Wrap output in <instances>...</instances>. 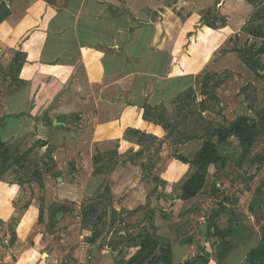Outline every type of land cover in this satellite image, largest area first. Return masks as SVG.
I'll return each instance as SVG.
<instances>
[{"label":"crops","instance_id":"0c3cea01","mask_svg":"<svg viewBox=\"0 0 264 264\" xmlns=\"http://www.w3.org/2000/svg\"><path fill=\"white\" fill-rule=\"evenodd\" d=\"M165 1L64 0L58 5L54 0H25L24 4L19 0H0L10 10L8 18L0 22V45L20 49L25 54L15 90L6 95L0 94L1 140L10 143L16 138L35 134L48 142L53 140L56 132L66 128L74 130V126L82 121L85 124L94 122V131L89 137L85 136L80 142L81 147L69 155L82 151L83 156L89 149L92 152L96 150V144L100 148L107 142L115 143L119 154H124L129 148L138 151L141 147L138 138L127 133V130L146 125L143 106L163 104L172 110L173 98L190 88L195 75L209 63V57H203L199 65L194 64L197 57L189 61L183 57L179 60L178 45L184 43L185 39L168 36L167 30L171 28L169 21L167 26L166 20L152 19V14L158 12ZM182 1L186 0H178L176 6L182 5ZM236 1L241 3L242 0ZM239 15L242 17V14ZM176 23L182 27L181 31L192 29L190 20ZM196 45L211 47L204 39ZM187 52L190 53L191 48ZM188 53L184 55L187 58ZM80 71L86 74L85 89L75 84ZM102 79L107 84L100 87L98 82ZM112 85L117 86L111 88ZM74 89L82 95L94 96V111L90 117L79 112L75 119L69 121L64 114L72 110L60 112L56 102L65 94H78L72 91ZM74 108L81 111L76 104L69 109ZM99 150L95 153H99ZM172 165L176 168L186 167L185 163L176 160L168 162V167ZM132 169L138 170L140 166L124 159L115 164L109 174L110 180L114 181L111 192L113 208L117 212L133 210L147 203V191L136 188L137 184H130ZM85 178L82 184L76 180L73 183L52 184L46 176V218L48 216L50 219L45 225L53 229L46 231V234L42 230L36 231L40 218L37 199L30 198V203L24 208L23 205L16 208L14 200L21 186L1 182L6 186L5 193L10 196L0 199V220L6 226L3 228L10 229L7 235L12 240L6 236V245L2 244L0 227V255H4L0 257V262L56 264L64 254V251L52 250L58 240L60 245L68 247L64 249L66 254L70 252L73 257L72 260L66 258L65 264H123L135 254L139 247L126 243L127 239L130 234L136 236L148 225L150 222L147 220L130 234L123 230L117 236L113 232L106 233V242L102 245L103 236L94 242L89 241L93 231L82 227V216L77 215V209L81 208L84 198L94 196L104 182L105 174L92 172ZM163 191L165 197L158 195L157 198L164 203V198L171 201L165 203L170 216L193 199L173 198V182H169ZM173 203L175 207H172ZM68 204H74L77 208L74 215H70L73 211ZM51 208L56 209L51 211ZM196 219L201 221L204 218ZM226 219L217 218L215 222L221 228L236 222V218ZM209 220L199 223L200 229L192 224L195 218H154L153 224L158 237L171 245L176 264L201 253V244L209 246L211 257L207 264H249L248 253L263 237L252 235L245 244H237L230 256L220 261L213 251L219 237L209 234ZM120 234L124 237L119 238ZM115 240L119 245L112 244ZM45 247L47 250L43 254L46 257L38 258Z\"/></svg>","mask_w":264,"mask_h":264},{"label":"rangeland","instance_id":"374dc122","mask_svg":"<svg viewBox=\"0 0 264 264\" xmlns=\"http://www.w3.org/2000/svg\"><path fill=\"white\" fill-rule=\"evenodd\" d=\"M54 1L60 5L64 0ZM177 1H165L163 7L152 14V19L166 20L165 25L167 26L169 21L171 28L167 30L168 36L174 39L176 37L185 39L184 43L180 42L178 45V55L181 56L179 60L183 57L189 61L197 57L194 64L199 65L203 57L205 59L209 57L207 67L195 75L192 85L197 101H203V103L197 105L187 119H183L182 112L175 109V100L180 93L172 100V110H168L163 104L156 106L173 123V127L165 128L164 121L162 123L159 119L153 122L144 119L146 125L138 129L154 135L155 138L145 140L138 151L129 148L124 154H119L115 143L107 142L100 148L96 144V150L92 152L89 149L83 156H81L82 151L69 155L70 152L81 147L80 142L85 136L89 137L92 134L94 122L85 124L80 121L77 126H74V130L66 128L64 131L56 132L52 137L53 140L48 141L46 145H43L42 140L35 134L16 138L10 142L13 149L12 155L6 169L0 170V199L4 200L10 196L9 193H5L6 186L1 182L18 183L21 186L14 200L16 208L22 205L24 208L28 205L27 203H30L28 199L35 197L40 203L37 232L42 230L46 234V231H53L45 225L50 219L48 216L46 218V176L50 178L49 181L52 184L73 183L74 180L82 184L87 174L103 166L105 180L99 192L103 195V200L100 201L98 213L89 220L87 225L90 229L93 225L95 226L97 239H102L103 236L100 245L106 242V233L113 232L117 236L119 231L123 230L130 234V231H136V228H140L146 220L154 223V218H195L192 224L200 229L199 223L203 220L207 221L217 212L223 213L218 218H236V222H232L231 226L244 227L238 235L229 238L235 246L240 243L241 238H249L255 234L264 237V163L257 164L258 159L264 157V52L261 55H255L258 47L264 46V39L252 38L242 31L255 8L245 0L241 3L236 0H186L182 1V5L176 6ZM19 2L24 4L25 0H19ZM9 14L8 7L1 8L0 18L3 17V19H0V22L6 20ZM239 14H242V17ZM222 17L225 18L226 23L223 22ZM181 20L183 22L190 20L192 25V29L188 31L184 29L186 34L176 23ZM210 24H214L215 27L209 26ZM240 25L241 27L238 28ZM183 28H185V23ZM234 28H237L236 31L233 30ZM202 39L211 44V47L204 48L196 45ZM190 48L191 52L188 53L187 50ZM21 53L24 54L20 49L4 48L0 45L1 95L14 91L18 85V64H15L14 60H22ZM186 53L189 54V58L184 56ZM244 57L250 58L249 63H253L251 65L255 67V70H252L250 64L244 63ZM85 75L84 71L78 73L79 80L75 83L77 86H86ZM75 84L72 85L75 86ZM98 84L100 87L105 86L107 81L102 79ZM116 86L112 85L111 88ZM72 91L78 94H65L56 102L60 112L72 110L69 111L71 113L64 114L66 119H70L69 121L75 119L79 112L86 113L90 117L94 111L92 105L95 102L94 96L82 95L75 89ZM124 92L126 95L127 91ZM75 104L81 107V111L78 108L69 109ZM241 115L255 120L258 128V135L248 151L244 152L238 140L231 137L229 143L221 148L227 157L226 164L218 170L211 166L207 170V180L201 193L189 203L181 206L175 215L170 216V211L167 210L168 205L165 204H169L170 200L164 198L165 203L160 202L158 195L165 197L163 190L169 182H173L174 193L171 195L173 198L179 196L182 184L196 171V168L189 164H186L184 168H176L175 165L168 167V162L171 160L179 162L177 157L193 159L205 139L207 132L205 128L229 126ZM97 150L100 152L98 154L101 161L95 165L93 161ZM124 159L140 166V169H132L129 174L130 184H137L136 188H144L147 191V203L133 210H121L114 213L113 195H109L106 189H111L112 183L114 184L109 177L112 168ZM109 161L114 163L106 167ZM142 165H144L143 168ZM96 196L97 194L92 196L94 203L89 198H84L80 209L74 207V204H68L71 212L73 211L70 215H74L77 209V215L82 216L84 207L98 203ZM152 204L155 205L154 208L151 207ZM252 204L254 207L251 209ZM172 207H175L174 203ZM196 218L204 219L199 221ZM0 227H2V244L6 245L4 242L6 236L12 240L7 235L10 229H5L6 226L2 220H0ZM117 242L118 240H115L112 244L119 245ZM217 242L213 247L215 255L220 239ZM71 246H73L72 243ZM65 248L68 247L60 245L59 240L52 246V250L64 251L62 259H58L56 264H65L66 258L73 259L70 252L66 254ZM46 250L45 247L38 258H45L46 254L43 253Z\"/></svg>","mask_w":264,"mask_h":264},{"label":"trees","instance_id":"16d2710c","mask_svg":"<svg viewBox=\"0 0 264 264\" xmlns=\"http://www.w3.org/2000/svg\"><path fill=\"white\" fill-rule=\"evenodd\" d=\"M247 3L254 6L255 10L248 21L242 28V31L248 36L255 39H264V0H245ZM7 7L5 3H0V9ZM8 13V12H7ZM6 13V15H7ZM0 19H3L1 17ZM223 22L226 23L225 18L222 17ZM209 26L215 27L214 24ZM264 52V46H259L255 55H261ZM22 60H14L17 65V70L19 71L20 67L25 62V54L21 53ZM18 58V57H17ZM16 58V59H17ZM249 57H244L243 61L246 64L249 63ZM253 64V63H251ZM252 70H255V67L251 65ZM207 79L209 76H205ZM203 101L198 102L195 96V90L193 86L183 91L178 95L175 100V109L182 112L183 119L189 118L191 113L194 111L197 105H201ZM144 114L143 118L148 121H156L157 119L161 120L165 128L173 127V123L169 121L166 115L161 112L158 107H153L146 104L143 106ZM206 135L203 139V143L199 151L196 153L193 159H188L186 157H177L181 162L189 164L196 168L194 171L182 184L181 192L178 198L182 200H189L197 196L204 188V185L207 180V170L213 166L215 169H221L227 162V157L222 151V147L227 145L231 137H234L238 140L239 145L243 147L244 152H247L250 145L256 139L258 135L257 123L255 120L246 115H241L237 117L229 126L218 127V128H205ZM127 133L138 138V143L142 145L145 140L155 138L152 134H147L142 132L139 129L129 128ZM42 140V139H40ZM43 145H46L48 142L42 140ZM13 149L11 144L4 142L0 138V166H2L1 171L6 169L8 161L12 155ZM100 153V152H99ZM113 152H111L112 154ZM117 153V152H116ZM100 155L97 153L94 156V164L97 165L100 162ZM114 162L109 161V164H106V167L112 166ZM264 163V157L258 159L257 164L261 165ZM144 165H142V168ZM0 171V172H1ZM103 166L98 167L94 170V173H104ZM103 184L95 193L96 199L98 200L97 204H90L83 208L82 211V225L88 227V222L92 217H94L99 210L100 201L103 200V195L99 192ZM109 195H112L111 189H106ZM94 195V196H95ZM92 203H94V197L89 198ZM95 200V202L97 201ZM251 205V209L253 208ZM57 208V207H56ZM56 208H51L53 211ZM114 213L117 211L114 209ZM223 213L217 212L215 215L210 218L208 228L209 234L217 236L220 239V243L217 246L216 256L218 260H225L230 254L235 250L236 246L229 239L231 236L238 235L244 227L242 226H231L227 225L224 228H221L216 222L215 219L220 217ZM93 236L89 238L90 242L97 240V235H95V226H92ZM212 229H214L212 231ZM119 238H123L124 235H118ZM248 238H241L240 243L245 244ZM127 243L134 244L139 247L138 251L133 254L126 262L123 264H176L173 258V252L171 245L164 241L162 238L158 237L156 234V228L153 222H150L148 225H145L141 231L136 236L128 237ZM211 253L209 251V246L207 244H201V253L190 257L189 259L179 263V264H207L210 261ZM247 262L249 264H264V237L260 240L259 244L254 247L247 255ZM0 264H6L0 262Z\"/></svg>","mask_w":264,"mask_h":264},{"label":"water","instance_id":"95a60500","mask_svg":"<svg viewBox=\"0 0 264 264\" xmlns=\"http://www.w3.org/2000/svg\"><path fill=\"white\" fill-rule=\"evenodd\" d=\"M55 123H57V122H55Z\"/></svg>","mask_w":264,"mask_h":264}]
</instances>
